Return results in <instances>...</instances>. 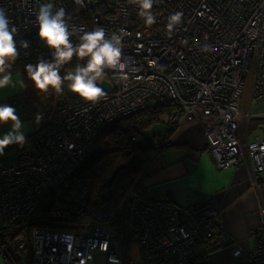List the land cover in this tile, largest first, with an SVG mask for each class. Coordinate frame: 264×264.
<instances>
[{"label": "built area", "instance_id": "built-area-1", "mask_svg": "<svg viewBox=\"0 0 264 264\" xmlns=\"http://www.w3.org/2000/svg\"><path fill=\"white\" fill-rule=\"evenodd\" d=\"M43 2L49 0H0L10 27L17 29L18 58L52 59L54 50L36 41L35 16ZM50 2L87 31L101 26L110 36L123 29L125 67L106 70L110 86L97 82L104 91L97 102L70 92L68 81L62 94H45L39 103L10 98L19 118L33 122L36 149H18L13 160L0 163V263L133 264L123 246V225L139 247L142 264H194L204 250L198 242L211 243L217 236L211 201L182 205L132 186L113 212H104L89 204L82 170L97 155L94 139L109 122L173 101L180 110L163 118L164 129L191 120L201 106L209 119L206 148L217 167L244 165L252 173L251 186L264 185V129L245 146L240 132L248 116L241 105L248 87L253 97L264 98V0H154L151 26L130 0H84L83 7L74 0ZM176 12L182 20L169 34L168 17ZM70 39L78 43L77 36ZM24 41L28 48L22 47ZM86 60L74 56L69 64ZM70 71L67 67L63 76ZM165 139L133 136L135 144L157 151ZM260 214L252 246L231 249L239 264H264L263 208Z\"/></svg>", "mask_w": 264, "mask_h": 264}, {"label": "crops", "instance_id": "crops-1", "mask_svg": "<svg viewBox=\"0 0 264 264\" xmlns=\"http://www.w3.org/2000/svg\"><path fill=\"white\" fill-rule=\"evenodd\" d=\"M11 73L14 81H23L20 73ZM23 91L24 87L19 85L0 89V104L11 106L10 98ZM250 95L251 99L255 98L251 93ZM251 99L249 107L246 95L242 97L241 103L243 112L248 115L240 126L244 146L248 141L259 138L264 129V99L255 98L257 101L254 103ZM255 114L257 115L254 116ZM21 121L25 136H30L34 131L33 122ZM208 124V117L199 109L191 120L177 125L167 139L171 146L161 152L150 175L142 183L143 192L150 196L168 197L182 205L211 201L216 209L213 225L217 236L210 244L215 246L195 260L194 264H239L238 259L232 257L231 249L234 246L242 249L252 246V230L259 225L260 209H264V185L259 189L253 188L250 183L252 173L244 165L237 169L219 168L212 156H206L209 151L206 148L204 131ZM10 130V121L0 124V137ZM165 131L158 124L146 134ZM128 250L135 261L140 259V250L136 243H131Z\"/></svg>", "mask_w": 264, "mask_h": 264}, {"label": "clouds", "instance_id": "clouds-1", "mask_svg": "<svg viewBox=\"0 0 264 264\" xmlns=\"http://www.w3.org/2000/svg\"><path fill=\"white\" fill-rule=\"evenodd\" d=\"M74 3L83 7L84 0H74ZM139 8V16L144 18L148 26L156 22V17L151 9L154 0H130ZM182 13L176 12L168 17L166 25L169 34L181 23ZM38 28V37L51 52L52 60L40 58L35 65H26L28 78L39 93L49 90L62 94L65 81L67 89L76 94L85 102H97L103 95V89L98 86V81L106 75V70H122V40L126 33L123 29L106 35V30L97 26L87 31L70 23V17L62 7H57L53 2H43L39 5L35 16ZM11 20L6 10L0 7V89L24 87L22 80L14 81L10 69L18 58L17 42L14 36L17 29L11 26ZM77 36L78 43L73 44L70 38ZM22 47L28 48L27 41L22 42ZM78 61L74 71L61 76V69L72 62L73 57ZM37 121L42 119L40 115ZM11 122V130L0 137V155L9 145L23 146L26 143L24 124L16 114V109L8 104H0V124Z\"/></svg>", "mask_w": 264, "mask_h": 264}, {"label": "trees", "instance_id": "trees-1", "mask_svg": "<svg viewBox=\"0 0 264 264\" xmlns=\"http://www.w3.org/2000/svg\"><path fill=\"white\" fill-rule=\"evenodd\" d=\"M28 38L32 40L34 36L29 35ZM36 41L41 42L39 38H36ZM39 59L40 58L35 55L28 58H17L10 69L11 72H20L21 75L23 74L25 79H23L24 91L18 95L24 97L29 103H39L41 98L45 95L39 93L31 81L28 83V76L26 73V65H35L38 63ZM43 59L52 60L50 58ZM64 67L61 69V76H63V72L66 69ZM198 109H201V106ZM178 110H180V106L173 101H167L160 105L144 108L109 122L96 135L94 145L97 155L82 170L84 179L89 186V204L92 207L104 212H113L117 208L120 198L123 197L132 186H135L138 190L143 192L142 183L150 175L151 168H153L161 152L171 146L170 143L167 142V139L177 128L178 124H173L171 127L167 128L165 132L151 133L153 135H165L166 139L158 151L149 144H135L133 142V136L135 134L145 135L155 125L160 124L164 117ZM14 147L15 152L7 154L9 150ZM24 148L36 149L33 134L26 137V143L23 147L14 144L5 148L4 153L0 155V163L13 160L16 151ZM117 166H121L120 170L112 180L109 181L108 178ZM122 216L121 214V217ZM116 226L119 229V225L117 224ZM121 230L123 246L128 252V247L133 243V239L129 234L128 227L122 225V227L120 226V231ZM198 244H204V250L202 254L197 255L193 261L204 256L210 248L215 246L210 244L207 240H201Z\"/></svg>", "mask_w": 264, "mask_h": 264}, {"label": "rangeland", "instance_id": "rangeland-1", "mask_svg": "<svg viewBox=\"0 0 264 264\" xmlns=\"http://www.w3.org/2000/svg\"><path fill=\"white\" fill-rule=\"evenodd\" d=\"M76 64H77V63H71V64H68V65H65L64 68L70 67V68H72V70L74 71ZM19 73H20V72H19ZM20 75H21V73H20ZM21 76H23V74H22ZM22 79H24V76L22 77ZM24 80H25V79H24ZM24 80H23V81H24ZM30 81H31V80L28 78V83H30ZM31 82H32V81H31ZM32 83H33V82H32ZM101 85H102L103 87H105V88H108V87L110 86V82H109L108 74H106V75L103 77ZM52 92H53L52 90H49V92H47V93H41V94H48V93H52ZM250 93H251V89H250V86H249L248 89L246 90V92L244 93V96L246 95V97H247V107H249V102H250V99H251V95H250ZM263 99H264V98H263ZM251 101L254 103L255 101H257V99L254 98V99H251ZM198 111H199V109H197L195 113H197ZM201 112H202V111H201ZM14 149H15V148H12L11 150H9V152H8L7 154H11V153H13ZM206 156L210 158L211 155H210V153L206 152ZM211 158H212V157H211ZM142 263H143V259H141V258L134 262V264H142ZM0 264H1V263H0Z\"/></svg>", "mask_w": 264, "mask_h": 264}, {"label": "water", "instance_id": "water-1", "mask_svg": "<svg viewBox=\"0 0 264 264\" xmlns=\"http://www.w3.org/2000/svg\"><path fill=\"white\" fill-rule=\"evenodd\" d=\"M120 168H121V166H117V167L114 169L113 173H112L111 176L108 178L109 181H111L112 178L118 173V171L120 170Z\"/></svg>", "mask_w": 264, "mask_h": 264}]
</instances>
